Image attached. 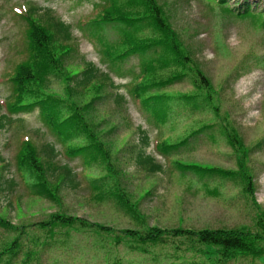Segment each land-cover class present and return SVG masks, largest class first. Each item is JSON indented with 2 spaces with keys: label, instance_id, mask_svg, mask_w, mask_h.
I'll list each match as a JSON object with an SVG mask.
<instances>
[{
  "label": "rangeland",
  "instance_id": "374dc122",
  "mask_svg": "<svg viewBox=\"0 0 264 264\" xmlns=\"http://www.w3.org/2000/svg\"><path fill=\"white\" fill-rule=\"evenodd\" d=\"M100 1L0 0V115L9 119L6 126L0 128V215L12 224L26 225L20 255L11 258L10 252L4 254L3 251L19 235V230L0 224V263L23 264L21 258L25 255L24 263L28 264H214L209 260L211 245L199 243L196 238L168 237L162 243L144 245L148 251L142 252L132 250L130 246L136 243V238L125 237L121 231L152 226L167 230L180 227L257 230L259 214H264V0H155L161 8V15L188 52V59L195 61L218 91L216 101L220 113L224 117L228 115L245 145L254 149L247 156L254 196L246 191L243 182L220 178L202 180L193 173L183 177L176 168L174 162L179 159L239 169L232 147L218 135V130L189 138L188 143L170 157L159 153L155 143L162 136L180 140L189 134L193 124L200 120L211 123L215 117L210 111H198L193 116L182 112L175 116V121L162 127L149 120L128 90L134 73L141 69L140 57L131 56L122 63L123 69L119 71L110 60L102 58L97 41L88 35L86 28L91 27L92 31L96 27L95 4ZM249 4L253 9L240 13ZM32 5L52 9L55 16L71 25L72 43L78 51L66 64L70 74L81 71L85 60L112 77L114 86H110L111 81L104 84L102 98L96 102L90 118L113 158H117L115 165L123 191L132 203L139 206L144 220L127 212L111 194L106 195L109 186H115L112 178L99 181L101 190L105 191L104 199L94 197L89 184L93 179L88 175L102 177L107 169L103 171L97 165L86 169L81 156L69 157L65 145L41 118L38 107L28 112H8L5 102L12 92L8 75L19 61L27 57V23L19 12ZM141 7L136 6V9ZM145 32L147 30L139 33L143 36ZM122 34L123 29H116L112 24L99 26L97 35L105 55L116 46ZM173 71L174 68H165L159 74L166 77ZM189 78L168 86L166 91L175 94L192 90L194 84ZM94 83L83 95L76 96L79 103L98 96L97 81ZM65 86V82L54 79L48 88L65 94ZM118 94L124 95V99L118 100ZM142 130L149 135L147 144L141 142ZM23 137L30 138L40 152L46 143H54L59 154L53 161L57 165L67 163L72 167L78 186L56 189L58 183L53 185V178L49 177V187L58 191V199L33 194L30 184L34 179L30 177V180L16 166V153ZM141 151L153 155L163 165V170L153 173L148 165H139L137 154ZM4 163L8 167L1 172ZM57 212L79 216L91 225L99 222L112 227V233L96 226L90 229L89 225L74 224L55 229L53 238L51 235L46 238L44 233L38 237L36 234L40 229L36 222ZM29 224L31 226L27 228ZM202 251L209 252L202 254ZM217 264H264V256Z\"/></svg>",
  "mask_w": 264,
  "mask_h": 264
},
{
  "label": "trees",
  "instance_id": "16d2710c",
  "mask_svg": "<svg viewBox=\"0 0 264 264\" xmlns=\"http://www.w3.org/2000/svg\"><path fill=\"white\" fill-rule=\"evenodd\" d=\"M95 5L97 7L94 18L96 27L92 31L91 27L86 29L89 35L97 41L104 59L110 60L120 71L123 69L122 63L131 56L138 55L140 57L141 69L139 68V71L134 73V78L129 84V92L139 102L149 120L152 119L162 127L175 121V116L182 112L193 116L198 111H210L215 117L211 123L200 120L197 124H193L189 134H185L180 140L162 136L155 144L159 153L170 157L183 148L189 138L218 130V135L223 136L232 147L240 165L239 169L205 165L198 162H184L179 159L174 162L176 168L183 177L193 173L202 180L220 178L243 182L246 191L254 196L253 176L249 173L247 165V156L254 149L245 145L238 135L237 129L228 119V115L224 117L220 113L219 103L216 101L218 91L214 88L211 80L204 76L195 61L188 59L186 56L188 52L177 33L161 15V8L157 2L155 0H101ZM136 6L142 7L136 9ZM250 8H252L251 4L247 5L240 13L248 12ZM22 17L27 23V57L17 64L10 76L13 86L7 101L9 113L28 112L38 107L41 118L65 145V153L69 157L81 156L86 169H91L96 165L100 166L103 171L107 169L106 175L102 177L88 175L90 179H93V183L89 182V184L94 190V197L104 199L106 195L111 194L127 212L144 220L138 209L139 206L132 203L123 191L119 170L115 165L117 158H113L110 148L100 137L95 122L90 118V114L96 108V102L102 98L101 91L104 84L111 81L110 86H114L112 77L108 72L101 71L94 63L85 60H83L81 71L76 74L69 73L66 64L70 56L78 49L72 43L71 25L55 16L52 9L32 5ZM104 24H112L116 29H123V34L117 40L116 46L106 55L97 35V29ZM142 30H147L148 35L146 36L147 32H145L141 36L139 32ZM112 56L113 58H111ZM175 67H181V69ZM165 68H174V71L168 76L162 77L159 72ZM184 78H189L192 81L194 84L192 90L175 94L166 91L168 86ZM54 79L65 82V94L49 90V82ZM94 81H97L98 96L86 103H79L76 96L83 95L91 85L96 84ZM117 99H124V95L118 94ZM7 118L6 115H0V128L6 126V120H9ZM141 132V142L149 143L147 131L142 130ZM35 145L30 138H22L16 153L17 168L23 170L30 180V177L34 179L30 184L33 189L32 193L57 200L58 191L49 187L51 182L49 177L53 178V185L58 183L56 189L62 186L76 188L78 181L72 167L67 163L57 165L53 161L59 154L55 144L46 143L43 152H40ZM137 163L148 165L149 171L153 173L163 170V165L157 162L153 155L143 151L137 154ZM7 167V163L2 164L1 172ZM109 178H112L116 183L114 187L109 186L108 183L109 190L105 195L99 181H107ZM0 183L2 182L0 181ZM10 186L12 187L13 183ZM211 192L215 191L211 190ZM258 218L256 231L246 227L199 230L180 227L167 230L152 226L143 230L124 229L121 233L125 237H135L136 243L133 242L134 244H131L130 248L142 252L148 251L144 245L162 243L168 237L196 238L199 243L211 245L209 260L214 261V264L228 263L243 257L264 256V214L261 212ZM0 224L16 231L19 230V235L9 242L3 251L4 254L10 252L11 258H17L20 255L21 238L26 231V225L12 224L9 219L1 215ZM74 224L89 225L90 229L96 226L99 230L109 232L113 230L112 227L99 222L91 225L79 216L57 212L50 214L47 219L36 222V226L40 229L36 235L42 237L44 233L46 238L50 235L53 238L55 229ZM30 226L31 224L27 225V228ZM118 242L119 240L116 239L117 244ZM45 243H47L46 240L44 245ZM207 252L202 251V254H207ZM24 258L25 255L21 258L22 263L28 264L24 263Z\"/></svg>",
  "mask_w": 264,
  "mask_h": 264
}]
</instances>
